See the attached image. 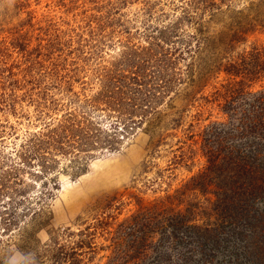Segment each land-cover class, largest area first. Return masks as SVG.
<instances>
[{
    "label": "rangeland",
    "instance_id": "rangeland-1",
    "mask_svg": "<svg viewBox=\"0 0 264 264\" xmlns=\"http://www.w3.org/2000/svg\"><path fill=\"white\" fill-rule=\"evenodd\" d=\"M189 1L29 0L30 7L0 30V264L29 263L23 235L30 237L35 258L45 244L56 248L57 241L65 246L64 251H70L87 226L105 225L107 230H99L91 239L93 249L77 250L83 255L82 264H107L118 226L141 208L162 204L183 208L196 201L191 193L183 204L182 198L175 197L206 166L201 151L203 131L225 116L220 102L187 103L181 96L186 84L153 106L166 124L182 118L177 129L167 132L174 137H168L155 153L148 147L149 136L143 127L124 140L118 151L91 147L74 153L69 149L54 152V173L45 176L36 175L41 171L37 164L26 167L21 163L19 154L21 145L44 131L45 124L57 125L68 118L71 86L81 97L95 94L105 68L132 49L149 47L160 38L161 30L178 20ZM217 3L222 6L218 15L223 19L239 13L253 18L257 11L264 14V0ZM1 5L0 0V10ZM182 30L193 29L184 24ZM255 42L264 44L260 25L249 36L247 47ZM227 79L221 74L211 80L204 96L212 100L211 95ZM251 88L261 90L264 80ZM51 98L57 107L45 114L32 102ZM96 122L104 129L110 121L106 117ZM75 155L84 161L72 163ZM53 177L56 185L49 182L48 186L46 178Z\"/></svg>",
    "mask_w": 264,
    "mask_h": 264
},
{
    "label": "trees",
    "instance_id": "trees-1",
    "mask_svg": "<svg viewBox=\"0 0 264 264\" xmlns=\"http://www.w3.org/2000/svg\"><path fill=\"white\" fill-rule=\"evenodd\" d=\"M1 2L0 30L30 7L29 0ZM219 13L222 6L217 0H190L154 43L124 53L111 68H105L95 94L81 97L71 86L68 118L54 126L45 124L44 131L21 145V163L26 167L37 164L41 171L36 175L42 176L54 173V152L91 147L118 151L138 128L145 127L148 147L155 153L168 137H174L167 132L177 129L182 118L166 124L154 105L172 92L177 94L184 84L181 96L187 103L220 102L225 120L210 124L202 133L206 166L175 197L182 198L183 204L191 193L196 201L183 208L172 204L141 208L118 226L107 264H264V88H251L264 80V44L247 47L258 25L264 31V14L257 11L253 18L239 13L223 19ZM184 24L193 30L181 34ZM180 63H185L183 68L178 67ZM221 74L228 79L210 100L205 90ZM32 102L43 113L57 107L53 98ZM106 117L110 122L103 129L96 121ZM75 158L72 163L84 161ZM54 180L46 178L48 186L49 182L56 185ZM108 227L87 226L79 233L76 248L66 252L57 241L56 248L45 244L35 258L30 237L23 235L24 255L30 258L27 264H82L79 248L93 249V236Z\"/></svg>",
    "mask_w": 264,
    "mask_h": 264
}]
</instances>
